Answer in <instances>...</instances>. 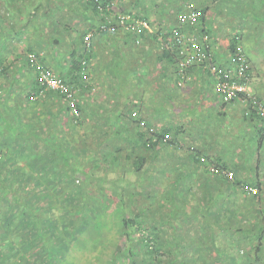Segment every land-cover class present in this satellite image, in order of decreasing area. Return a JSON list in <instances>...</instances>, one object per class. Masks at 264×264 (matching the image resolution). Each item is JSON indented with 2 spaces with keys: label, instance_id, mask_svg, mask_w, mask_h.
I'll use <instances>...</instances> for the list:
<instances>
[{
  "label": "trees",
  "instance_id": "trees-1",
  "mask_svg": "<svg viewBox=\"0 0 264 264\" xmlns=\"http://www.w3.org/2000/svg\"><path fill=\"white\" fill-rule=\"evenodd\" d=\"M37 1L31 0V2ZM51 1L47 0L45 5L39 0L41 5L34 7V4L27 0H10L20 8L32 9L29 11L30 20L28 21L33 22L40 9H44L45 16L50 19L57 11L60 19L64 21L65 15L62 13L64 9L59 5L63 0H53L54 3L58 2L56 7L50 6ZM64 1L62 4L67 6V11L70 10L79 19L78 23L84 22L85 30H82V40H85V36L90 32L93 38L97 35L99 42L109 44L114 50H117L118 44L125 39L120 34L125 26L117 25L119 17L131 16L136 20L148 21L152 31L142 29L136 32L132 29H124L127 33L126 37L132 42L129 45L135 46V40L148 38L147 43L152 46L142 52L143 68L149 67L146 55H152L154 52L152 56L157 63L167 62L164 69L167 77H170L169 80L180 89L193 80L191 74L194 68L207 71L217 84V79L209 70V65L215 64L219 69L228 67L219 63L220 53L215 51L216 37H218L214 26L216 17L226 13L227 17L230 16L240 21L238 28H234L228 46V53L232 54L238 63L241 61V42H247L251 38L264 39V27H262L264 25V0H211L213 8H210L208 0L203 1L200 6L184 4V8L188 7L200 14L196 25L186 26L185 32L200 40L208 36L209 42H205L204 48L208 57L210 55L211 57L208 61L192 64L187 69V79L184 85L180 87L177 66L180 54L172 43L173 30L178 27L181 33L184 29L178 25V16L185 10L183 7L176 6L174 12L172 10L167 13L163 6L172 0H163L156 6L158 8L155 13L156 22H153L149 19L151 12H145L144 9L145 14L138 15L136 10L123 4L124 0ZM145 1L147 0H136L134 5L141 6L143 3L145 7ZM19 7L18 11L21 15L22 9L20 10ZM211 11L213 15L210 14ZM2 17H0V22L8 24L12 30L17 28L15 30L17 34H21L28 27V24L16 27L9 18ZM251 23L260 25L257 36L251 35L248 31ZM115 33H119V37H116ZM3 38L6 37H0V43H3ZM58 43L66 44L65 41L55 40V44ZM85 47L84 45V50L80 54L76 46L73 47L70 57L71 64L64 68L62 74L58 75L72 91L75 99L73 107L68 95L54 92L47 93L40 98L36 92L39 73L35 79L36 84L32 87L33 91L26 95V101L34 104L39 102L45 107L53 99L58 100L60 106H58L57 113L50 112V118L45 120L34 115L29 120L31 122L26 123L20 114L21 108L13 106L11 108L14 109L7 111V104L0 103V264H66L71 259V253H76L77 250V253L80 250L82 253L90 249L83 239L86 234L91 233L92 227L95 228L94 233L104 239V233L101 232L104 225L102 226L101 223L106 218L103 217H108L116 211L120 212V224L124 229L123 237H125L126 247H115L116 251H113L111 257L109 256L106 264H118L124 257H127L132 264H164L166 262L167 264H264V179L259 176L264 163L258 160L254 166L249 168L229 171L231 177L226 175L224 178H214L213 159L188 144L187 137L182 134V129L179 128L172 135V128L154 124L151 114L142 116L139 112H133L134 110L128 105H123L126 112L121 114L125 120L121 134L124 135L119 136L116 133L117 121L103 115L101 106H96L99 109L92 108L87 103L88 96L84 91L88 78L86 73L91 67L90 62L96 55L93 39L90 49L87 50ZM144 47L141 49L143 50ZM245 53L247 63H250H248L250 68L247 73L251 80L250 85L254 84L255 89H253L256 90L257 97L264 102V82L253 79V73L256 72V64L255 66L252 64L254 62L253 53L251 54L249 48ZM133 59V57L123 59L125 64L131 63L127 66L130 70L133 67ZM150 63L154 64V62ZM28 64L34 65L31 59H28ZM0 65H4L3 75H6L8 67L3 61H0ZM148 75H150L149 72ZM125 82L129 83V81ZM119 85L121 86V82L108 88L115 97V102H112L115 109L122 104L119 95L128 94V85L121 86V88L118 87ZM2 100H5V97H2ZM143 108L144 106L140 107V109ZM244 109V117L249 120V123L254 124L256 129L255 139L258 141L260 153L264 149L263 122L256 113L247 115L246 108ZM62 114L69 117L71 123L68 125L69 128L73 125L85 131L86 119L89 124L94 123L88 128L93 129V131H88L90 135L81 140L82 148H76L73 145L67 148V141L65 145L62 139L58 140L57 125ZM89 142L95 144V153L92 157H88L90 150L87 144ZM175 146L176 149L181 150L179 153L174 152V158H172L174 166L180 168L183 163L186 167L189 165L188 170L192 178L196 179L197 173V170L192 168L205 165L209 175L200 183L202 199L199 202L191 199L198 205V208L193 209L191 213H188L189 215L186 214L185 209L184 214L183 212L178 213L181 211L176 210V206L169 216L150 225L151 220L155 222V219L153 217L150 219L145 210L134 212L136 200L144 196V193L133 190L134 185L146 188L147 184V186L155 184L156 181L152 180L153 178L160 179L158 183L164 184L170 172L169 169L164 168L167 167L165 149ZM237 146L240 145L237 144ZM126 150L130 153L126 154ZM247 151L243 153L246 159L248 155H253L251 151ZM96 156L100 159L94 160ZM217 165L218 172L230 170L223 164V161ZM158 166L163 169L157 171ZM179 168H174L172 171L183 175L179 173L181 171ZM239 169L247 172L248 178H241ZM118 170L122 172L121 174L118 172V177L109 182L110 185H114L111 187L107 186L106 176L95 174L102 171L107 175L108 172L116 173ZM134 175L137 180H131ZM221 181L224 189L220 186ZM250 188H255L258 192L251 193ZM192 193L193 191H183L177 193V198L171 196L169 198L172 205L174 203L178 205L180 201L187 204L184 199L186 196L192 197ZM200 204L203 206L201 207ZM197 213L202 218V223L199 224L201 226L195 231L197 233L190 235L188 232L189 235L185 238L200 239L201 237L202 239L203 237L204 240L200 244L192 241L189 247H185L181 243L183 238L181 240L177 238L178 228L171 221L180 220L179 218L183 216L185 219L187 217L188 222H192L195 217H198ZM167 223L174 231L172 238L175 246L166 251L164 250L166 241L162 237L160 226L168 225ZM217 230L229 238L228 248L226 246L223 250L218 248ZM183 247L186 252L191 250L193 254L200 253L203 247L207 252H210L212 248L218 252V257L213 260L214 262L209 263L204 255L199 259L192 255L191 258L181 262ZM164 255L172 258L165 260Z\"/></svg>",
  "mask_w": 264,
  "mask_h": 264
},
{
  "label": "rangeland",
  "instance_id": "rangeland-1",
  "mask_svg": "<svg viewBox=\"0 0 264 264\" xmlns=\"http://www.w3.org/2000/svg\"><path fill=\"white\" fill-rule=\"evenodd\" d=\"M10 1V0H9ZM24 1V0H23ZM30 3L34 4L35 6L41 5L39 4V0L37 2H31V0H27ZM43 1V3L46 5L47 4V0H41ZM59 1V0H57ZM64 1V0H63ZM62 1V2H63ZM75 1V0H73ZM163 0H147V2L151 5V7L149 8L147 2L145 3V8L144 4L142 3V9H145L146 12H151V13H156L158 10V8L156 7L157 5L161 4ZM205 0H172L171 2H169L168 4H165V6H181V7H185L184 4H195L197 6H200L202 4V2ZM209 1V6L210 8H213V4L211 3V0ZM52 4H50V6L56 7L55 5L58 4V2H53V0L51 1ZM61 2V1H60ZM62 2L59 4L60 6L63 7L64 12H62L65 15V19L63 21V19H60V16L58 14L57 11L54 12V17L50 19V17H46L44 14V9H40L37 12V15H35V20L32 21H28L30 20L29 18V11L28 8H23L22 12L20 13L22 15V17L19 18V13L17 10L14 9L15 6H13V4H10L8 2H3L1 7H0V17L2 18H9L11 23L13 22L14 26L19 27L20 25H27L28 27L26 28V30H24L21 34H17V32L15 31L17 28H15V30H12V28L5 23H1L0 22V37H11V41L10 43H8L9 46L14 47L16 41L14 42V39H12V37H15L16 35L20 36L23 38V40L21 41V47H17L18 49L16 50H11V51H5L8 47L6 48H2V50H0V61H3L4 64L8 67V71L5 75L4 78H2V76H0V82L4 81L5 83L8 82V80H12V77L14 75H17V81L18 80H23L24 84L25 82L29 81V84L37 78V74H38V69H40V67H46V69L54 72L57 76L60 74V67L63 66L64 67H68L71 64V51L73 49L74 46H76L79 54L82 53V51L84 50V40H82V30L84 31L85 29V25L83 24L84 22L82 21L81 23H78V18L75 17V15H73V13L69 10H66L67 6H64L62 4ZM65 2V1H64ZM29 3V4H30ZM28 4V5H29ZM27 5V6H28ZM77 5V4H76ZM30 6V5H29ZM45 7V6H44ZM168 9H171L170 7ZM184 12L189 9L188 7L184 8ZM175 8H173V12H174ZM136 12L139 14L140 10H136ZM169 12H171L169 10ZM136 13V14H137ZM90 14V13H89ZM213 15V12L211 11V13ZM152 15V14H151ZM16 17V18H15ZM1 18V21H3ZM17 18L20 19L19 23L20 25L18 26L17 24ZM156 18V17H154ZM60 21V24H59ZM32 22V23H31ZM56 22L55 24H51V23ZM239 19L233 18V17H227V14L225 13V15L223 16H219L215 18V22H214V26L215 29L217 31V43H216V47H217V51L221 52L223 54H225V56H228V46H229V39L231 38V36L233 35V31L234 28H238V23H239ZM1 24H4L3 26H1ZM259 24L257 23H251V27L250 29L248 28V31L254 35L259 33ZM264 27V25L262 26ZM38 29V30H37ZM37 30V31H36ZM16 33H15V32ZM124 32H126L125 30H123ZM136 32H139L138 30H135ZM264 31V28H263ZM124 32H120V34H124ZM119 33L116 34V37H119L120 35ZM257 36V35H256ZM86 38V36H85ZM4 39V38H3ZM55 40H60V41H65L66 44L65 45H60L59 43L56 45L55 44ZM249 41L247 42H241L240 46L242 48V50L244 51L243 53H245V51H247V48L250 49V52L252 54V56L254 57V62L252 64H256V72L254 71L253 76H254V80H258V81H263L264 82V39L260 38L257 40L255 38H251L248 39ZM249 42V43H248ZM10 49V48H9ZM13 52L15 54H22L20 55L21 57L18 56H13L10 53ZM9 53V54H7ZM220 53V54H221ZM33 54L35 55V60L33 61V66H30L28 64V59H29V55ZM8 55V56H6ZM246 55V53H245ZM230 58V62H232V60L234 59V57L232 56V54H230L229 56ZM247 58V57H246ZM92 62V61H91ZM90 62V63H91ZM249 63V62H248ZM250 64V63H249ZM93 65V64H92ZM0 67H2V74L4 73V65H0ZM90 71L92 70V66L90 67ZM89 72H87L86 74L88 75ZM1 74V75H2ZM3 79V80H2ZM31 85V84H30ZM32 88V87H31ZM29 88V90H25V88L22 89V86H16L15 88H13V94L16 95L15 97H17L18 100H14L16 101L15 104H17V102L19 100H22L26 97V93L27 92H32L33 88L31 89ZM1 93H5L6 90L2 87L1 88ZM2 96H6L4 94H2ZM7 98V96H6ZM26 100V99H24ZM24 100H22L24 102ZM48 105H51V112L54 111L57 112L58 111V106H60V102L58 100H52L51 103L46 104L45 108L47 109ZM66 115V114H65ZM61 115L62 118L59 120V124L57 125V131H58V140L64 142V144L66 145V141L68 142V147L70 148V146H76V148H82V143L81 140L87 138V136H89L90 132H88L89 130L93 131L92 127L90 129H88L90 126L94 125V123H88L87 119H86V125L84 126L85 131H81L82 129H80V127H75L73 125L69 126L71 123L69 121V117L66 115ZM49 115L47 113V119H49ZM27 122V119H26ZM68 126V127H67ZM64 136V137H63ZM252 140H250L249 137L246 138V148L248 147V151L250 152L251 150L253 151V155H248L247 158L249 160H246L245 163L248 164V166H254L257 163V159L260 160L261 162L264 163V149L259 153L258 151V141L256 139H253V136L251 137ZM241 140V139H240ZM237 145V144H236ZM87 146L89 147L88 149L90 150L88 157H92L93 153H95V144L93 142H89V144H87ZM236 147V146H235ZM257 147V148H256ZM257 150V151H255ZM126 154L130 153L126 150ZM263 154L262 156L259 154ZM234 156H237L238 158H242L245 157L244 154H235L233 153ZM96 158H98V160L100 159V157L96 156L93 159L97 160ZM241 163H238V167L240 168ZM183 165V164H182ZM181 165V166H182ZM179 166V165H177ZM198 166V165H197ZM204 168L205 165H201V168ZM167 169V167H164ZM200 168V169H201ZM236 168V169H237ZM249 168V167H248ZM163 168L158 166V168L156 169L157 171L162 170ZM219 168H215L214 169V178H224L226 177V174L224 173L225 171L229 172V170H225L223 172H218ZM240 170V169H239ZM262 171L260 172L259 176L264 179V164L263 167L261 169ZM119 172V173H118ZM121 170H118L116 173L115 172H108L107 175L104 174L102 171L101 172H97L95 174L99 175V176H106V183L108 184L107 186L111 187L114 185H110V181L116 179L118 177V174H121ZM232 172V170H231ZM118 173V174H117ZM180 174H183V178H174L172 179V184H167L166 182L164 184L162 183H158L161 180L160 179H156L153 178L152 180H155V184L152 183L150 184L151 186H147L146 188L144 187H136V184L134 185V191H139L144 193V196H142L140 199L136 200V210H134V212H138L140 210H145L148 217L151 219L152 217L155 219V222L153 220H151L150 225L151 224H156V221H162L163 218L169 216L171 210H173L176 206V210H179L181 212L178 213H182L184 214V209L188 213H191L194 210H197L196 208H198V205L191 201V199H195L198 202L202 199V195H201V188L199 186H195L194 182H197L196 179H194V177L192 178V176L190 175V171L188 170V168H181V171L179 172ZM222 173V175H220ZM241 173V178H244L242 175L245 174V172L241 169L240 170ZM209 175V174H207ZM245 176V175H244ZM246 178V177H245ZM131 180H137V177L134 175L133 178ZM168 181V179H167ZM199 183H202V181H199ZM220 186L224 189V184L220 183ZM169 191H170V195H169ZM183 191L185 192H190L193 191V193L191 194L192 197H188L186 195V199L185 203L187 204H183V202L180 201V205L178 204H173L170 201L169 196L177 198V193H182ZM255 194V193H254ZM199 195V196H197ZM201 197V198H199ZM213 197V196H212ZM189 199V200H188ZM200 206L202 207L203 205L200 204ZM130 207V206H129ZM131 208V207H130ZM133 209V207H132ZM120 212L116 211L112 214H110L108 217L104 216L103 218H106L102 221V228H101V232L104 233V239L101 238L99 236V234H95L94 233V227H92L90 230L91 233L86 234L84 236V243H88V246L90 247V249L88 248V250H85L81 253V250L79 253L78 250L77 252H73L71 253V259L68 263L66 264H106L109 260V258L111 257V255L113 254V251H116L115 247L121 248V247H126V242H125V237H123V228L120 224ZM179 214V215H180ZM189 215V214H188ZM195 216V215H194ZM198 217H195V219H193L192 222H188L186 219L181 216L179 219L180 220H172L171 223L174 224L175 227L178 228V234H177V238L181 240L182 239V244L185 247H189V244H192V241H195V243H202L201 241H203V237L201 239L197 238V237H191L190 239L185 238L186 236H188L189 234L192 235L193 233H197L195 231H197V229L201 226L199 225L200 223H202V218L201 215H199V213H197ZM167 219V218H166ZM168 224V223H167ZM172 224V225H173ZM203 226V225H202ZM161 227V231H162V237L163 239L166 241V248L164 250H170L171 248H173L175 246V242L173 240V229L171 228V226L168 225H163L160 226ZM92 232L94 234H92ZM189 232V234H188ZM206 242H208L207 239H205ZM200 241V242H199ZM216 243L219 249L223 250V247L226 246L227 248L229 247V238L227 237V235H225L224 233L220 232L219 230L216 231ZM97 245V248L95 249ZM209 245V243L207 244ZM199 248V247H198ZM204 248V247H203ZM200 250V253H195L193 254V252L190 250V252H186L184 250V247L182 248L183 251V255L181 256V262H184L187 260V258H191L192 255H194V257L198 258L202 255H204V257L206 258V260L210 263V262H214L213 260L216 259L218 257V252H215L212 248L210 252H207L204 248ZM92 249V250H91ZM115 249V250H114ZM213 253V254H212ZM211 254V255H210ZM110 256V257H109ZM172 257L169 256L167 257V255H164V259L168 260L171 259ZM120 262V263H119ZM118 262V264H132L130 262V260L127 257L121 258V260ZM164 264H167L164 263ZM190 264V263H188ZM211 264V263H210ZM225 264V263H224Z\"/></svg>",
  "mask_w": 264,
  "mask_h": 264
},
{
  "label": "crops",
  "instance_id": "crops-1",
  "mask_svg": "<svg viewBox=\"0 0 264 264\" xmlns=\"http://www.w3.org/2000/svg\"><path fill=\"white\" fill-rule=\"evenodd\" d=\"M3 2H8L9 5L13 4V6H15L14 9L18 11L19 6L14 5V3H11L9 0H2V2H0V7ZM135 2L136 0H133V2L132 0H124L123 4L126 7H130V9L140 10L138 15L143 16L146 10L143 13L144 9H142V6L134 5ZM146 2L147 1L144 3ZM147 4L150 8L151 5L148 2ZM163 7L166 8V12L169 13V10L172 12L173 8L176 6ZM169 7L171 9H168ZM21 9L23 8H20V10ZM155 15V13H149V19L153 22H156V18H154L156 17ZM20 17H22V15H19V18ZM19 18H17L18 26L20 25L19 21L21 19ZM122 35L125 39L118 44L117 50L111 48L109 44L106 45L105 43L99 42V37L97 35L93 38V44L96 46V55H94L91 62L93 71H90V68L88 70L89 73L87 75L86 88L84 89L88 96V105L92 108L95 107L98 109L99 107L96 106H101V111L104 113L103 115H107L111 117L112 120H116L118 123L116 133L119 134V136L124 135L121 134V131H123L122 126L125 122L124 118L121 117V114L124 111L126 112L123 105H128L130 109L134 110L133 112H139L142 116L151 114L153 116L154 124L172 128V135H174L179 128L182 129L183 136L187 137V143L191 144L195 150L200 151L204 155L207 154L211 156V159H213L214 165L217 168V164L220 161H223V164L230 169L229 171L236 169L240 162H242L240 168L251 167L245 163L246 160H249L246 159V156L238 158L233 154L235 153L238 155V153L241 154V152L242 154L245 153L247 151L246 138L249 137L250 140H252V136L253 139L256 138L254 124L249 123V120L244 117V106L239 102L225 103L217 91L215 86L216 82L213 76L200 68H194L191 74L193 77L191 82H188L182 89L177 88L175 83L169 80L170 77H167V72L164 70L167 66V62L164 61L163 64L157 63L154 60V56H152L154 52L152 55H146L145 58L148 59L147 64L149 67L143 68L144 57H142V52L148 50V48L152 46V44L147 43L148 38H140L138 41L135 40V47L129 45L132 44V42L126 37V32ZM126 38L130 41L128 42ZM12 39H14V42L17 39L14 47L8 45L11 41V37L8 36L2 40L3 43H0V50L8 46L9 47L5 51L16 50L18 49L17 47H21V41L23 40L22 37L15 36L12 37ZM97 42H99L98 46ZM143 46L145 47L142 50L141 48ZM215 51L221 53L217 51L216 46ZM20 53L15 54L11 52L10 54L15 57H21L20 55L22 54ZM227 55L228 56H225L223 53L218 55L219 63L228 67L233 66V61L230 62L229 58L230 53H227ZM127 57L134 58L131 70L129 67L127 68L131 63L125 64L123 61V59ZM150 62H154V64ZM136 66L137 68H135ZM64 68H66V66ZM63 71V66H61L60 74H62ZM148 72L150 75H148ZM0 76H2V78L5 77L3 74H0ZM15 81H17V75H14L12 80H8L7 83L4 81L0 82V90L2 87L6 90L5 93H1L0 91V103L5 102L7 104V111L14 109L11 108L13 106L21 108L20 114L25 121L27 119L28 123L31 122L29 120H31L34 115H38L42 118L41 120H45L47 118V113L49 115L51 112V105H48L46 109L39 104V102L38 104H34L24 100L26 97L22 99L24 102L19 100L17 104H15L16 101H14L15 99H18L15 97L17 94L14 95L12 89L16 86H22V89L25 88L27 91L29 88L35 86V80L33 83H30L31 85L29 84V81L25 82V84L23 80H18V82ZM125 81H129V83ZM120 82L122 87L128 85V94L125 93V96L119 95L122 104L118 109H115V107L112 106V102H115V97H113V93L110 92L108 88L111 86L114 87V84ZM121 86L119 85L118 87L121 88ZM249 87L252 93L257 96L258 94L256 93V90L254 91V84L251 83ZM29 93L30 92H27L26 95ZM2 94L7 96V98L4 96L5 100H2ZM141 106H144L145 109H140ZM52 113H54V111ZM236 144H239L240 146H237ZM257 147L259 148L258 145ZM180 150L176 149V146L165 149V154L167 155V169L170 170L169 174L166 176L168 179V181H166L167 184H172L171 180L174 178H183V175H178V173L172 171L174 168H179L174 166L175 164L172 158H174V152L177 151V153H179ZM252 152L253 151L251 150V153ZM188 166L186 167L183 163L179 169L185 167L190 169V166ZM215 166L213 167L214 169L216 168ZM200 168V166L192 168L193 170H197L195 176L197 182H194V185L199 187V181H202V179H205L206 176H208L206 167L205 169ZM246 174L247 172H245V176H242L248 178Z\"/></svg>",
  "mask_w": 264,
  "mask_h": 264
},
{
  "label": "built area",
  "instance_id": "built-area-1",
  "mask_svg": "<svg viewBox=\"0 0 264 264\" xmlns=\"http://www.w3.org/2000/svg\"><path fill=\"white\" fill-rule=\"evenodd\" d=\"M199 13L187 9L184 13L179 14L178 16V25L184 29L181 33L178 31V27L173 30V46L177 49L180 54V60L177 64L179 68V83L178 85L182 87L187 79V69L194 63H200L210 60L211 55L208 57L204 44L205 42H209V37L205 36L203 40L199 39L196 36H192L189 33H186V26H194L197 23L199 18ZM117 25L125 26V30H142L147 29L152 31L149 25V22L146 20H136L131 16H121L119 17ZM123 29V30H124ZM93 34L88 33L84 40L85 48L87 50L90 49L92 44ZM172 39V38H171ZM240 58L241 61L238 63L234 58L233 66L220 68L215 64L209 65V70L212 74L215 75L217 79L216 88L225 103H234L239 102L245 108L247 115L250 113H256L263 122L264 125V102L261 101L255 94L252 93L249 85L250 78L247 73L249 72V64L247 63V59L242 50H240ZM34 55L30 54L29 59L34 61ZM2 73V67H0V74ZM39 79L37 91L38 96L42 98V96L47 93H59L60 95H68V98L71 100V104L73 107V103L75 99L73 94L71 93L70 87L54 72L40 67L38 69ZM67 101V100H66ZM78 115V114H77ZM227 176L231 177V173L225 171ZM251 193H257L258 190L255 188H250Z\"/></svg>",
  "mask_w": 264,
  "mask_h": 264
}]
</instances>
